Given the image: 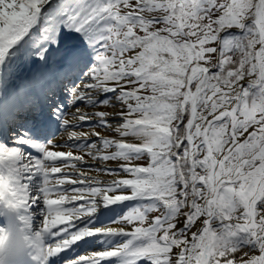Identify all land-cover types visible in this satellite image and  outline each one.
Returning <instances> with one entry per match:
<instances>
[{
    "label": "snow or ice",
    "instance_id": "obj_1",
    "mask_svg": "<svg viewBox=\"0 0 264 264\" xmlns=\"http://www.w3.org/2000/svg\"><path fill=\"white\" fill-rule=\"evenodd\" d=\"M5 214L24 264H264V0H0Z\"/></svg>",
    "mask_w": 264,
    "mask_h": 264
},
{
    "label": "clouds",
    "instance_id": "obj_2",
    "mask_svg": "<svg viewBox=\"0 0 264 264\" xmlns=\"http://www.w3.org/2000/svg\"><path fill=\"white\" fill-rule=\"evenodd\" d=\"M3 224L0 227L5 229L3 234H0V254L3 257V264H24V255L27 252L24 240V234L19 231L21 225L12 214L0 216ZM20 247L22 250L19 255H14L13 250Z\"/></svg>",
    "mask_w": 264,
    "mask_h": 264
},
{
    "label": "bare ground",
    "instance_id": "obj_3",
    "mask_svg": "<svg viewBox=\"0 0 264 264\" xmlns=\"http://www.w3.org/2000/svg\"><path fill=\"white\" fill-rule=\"evenodd\" d=\"M105 134L109 135V133H105ZM112 166L115 167L114 164ZM102 179L110 181L112 179V177H110V176H102ZM0 224H3V220H0ZM37 226H38V223H37ZM89 250H91V249H89ZM83 251H84L83 249H78L77 250V252H83ZM76 254H77L76 252H73L71 255L75 256Z\"/></svg>",
    "mask_w": 264,
    "mask_h": 264
},
{
    "label": "rangeland",
    "instance_id": "obj_4",
    "mask_svg": "<svg viewBox=\"0 0 264 264\" xmlns=\"http://www.w3.org/2000/svg\"><path fill=\"white\" fill-rule=\"evenodd\" d=\"M141 163H143V162H141Z\"/></svg>",
    "mask_w": 264,
    "mask_h": 264
}]
</instances>
